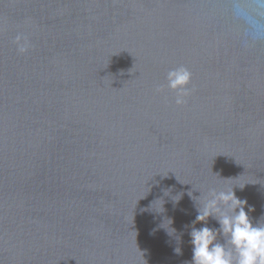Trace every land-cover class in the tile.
Wrapping results in <instances>:
<instances>
[{"label":"water","instance_id":"obj_1","mask_svg":"<svg viewBox=\"0 0 264 264\" xmlns=\"http://www.w3.org/2000/svg\"><path fill=\"white\" fill-rule=\"evenodd\" d=\"M232 187L255 224L264 0H0V264H191Z\"/></svg>","mask_w":264,"mask_h":264},{"label":"clouds","instance_id":"obj_2","mask_svg":"<svg viewBox=\"0 0 264 264\" xmlns=\"http://www.w3.org/2000/svg\"><path fill=\"white\" fill-rule=\"evenodd\" d=\"M20 39L19 36L16 38L17 41ZM26 50L25 40L19 45V51ZM190 78L191 73L183 66L170 69L166 74V85L158 86L157 91L165 87L175 91V102L181 104L184 102L183 97L188 94L186 85ZM189 196L194 201L197 211L189 232L192 245L191 264H264V224L260 222L264 214L253 224L249 212L254 208L248 205V211H245L247 200L237 197L233 187L230 190H210L200 207H197L194 199L200 195ZM179 199L174 202H178ZM209 217L217 221L219 228L207 226L206 221ZM198 222L205 223L196 228L195 224ZM218 234L226 237L225 242L231 245L230 248H225V242H217Z\"/></svg>","mask_w":264,"mask_h":264}]
</instances>
